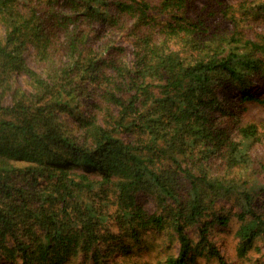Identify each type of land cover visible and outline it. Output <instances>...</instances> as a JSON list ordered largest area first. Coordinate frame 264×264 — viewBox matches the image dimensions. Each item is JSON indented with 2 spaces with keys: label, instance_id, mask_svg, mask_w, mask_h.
Here are the masks:
<instances>
[{
  "label": "trees",
  "instance_id": "obj_1",
  "mask_svg": "<svg viewBox=\"0 0 264 264\" xmlns=\"http://www.w3.org/2000/svg\"><path fill=\"white\" fill-rule=\"evenodd\" d=\"M220 3L0 0V264H109L103 245L147 230L179 240L165 264H229L223 200L241 255L264 237L260 130L224 123L218 90L264 105V0Z\"/></svg>",
  "mask_w": 264,
  "mask_h": 264
},
{
  "label": "rangeland",
  "instance_id": "obj_2",
  "mask_svg": "<svg viewBox=\"0 0 264 264\" xmlns=\"http://www.w3.org/2000/svg\"><path fill=\"white\" fill-rule=\"evenodd\" d=\"M221 0H197L200 6L205 2L217 3V7L221 5ZM225 2H233L237 0H224ZM254 24L259 29L264 30V17L255 19ZM1 32V26H0ZM126 47L127 52H131L132 46L130 40L124 36L120 40ZM251 91L258 95H264V77L254 80L250 87ZM220 94H226L227 99L231 105L233 112L237 113V117L226 115L224 123L228 124L231 128L237 124H246L254 122L258 124L260 133L259 138L252 142L250 149L253 163L249 169H256L264 164V105L258 103L242 102L238 97L241 94L240 90L236 87L225 86L218 88ZM236 99V100H235ZM232 103H231V102ZM65 120L74 121L72 117ZM247 172L250 171L246 169ZM141 201H146L147 205L151 208L154 207L153 201L146 195H141ZM218 213H228L231 219L227 225L216 223L210 231L209 239L215 248L220 250L229 264H264V237H258L253 246L241 255L239 251L240 238L237 236L236 231L240 226L241 220L237 215L240 208L235 207L227 200L220 201L217 206ZM199 234H194V240L199 241ZM105 253L104 259L109 264H165L166 258L170 254H178L180 249L179 240L176 236H170L165 233H159L156 230H147L143 235L141 242L135 239L123 237L117 238L112 242V245H103ZM128 252V253H126ZM190 264H220L219 259L213 255L209 247L203 251ZM107 253V254H106ZM92 262V261H91ZM77 264V263H75Z\"/></svg>",
  "mask_w": 264,
  "mask_h": 264
}]
</instances>
